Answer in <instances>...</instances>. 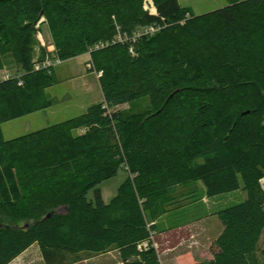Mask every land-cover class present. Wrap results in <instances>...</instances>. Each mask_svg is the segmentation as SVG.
I'll return each instance as SVG.
<instances>
[{
	"label": "trees",
	"instance_id": "1",
	"mask_svg": "<svg viewBox=\"0 0 264 264\" xmlns=\"http://www.w3.org/2000/svg\"><path fill=\"white\" fill-rule=\"evenodd\" d=\"M229 3L195 15L179 0H0V71L10 60L20 71L0 78V264L36 244L42 264L113 250L161 264L152 223L198 183L209 198L248 197L215 214L213 259L196 264H264V0ZM84 55L103 102L5 140L3 124L52 106L54 64ZM142 100L145 111L112 112ZM125 168L106 204L99 186Z\"/></svg>",
	"mask_w": 264,
	"mask_h": 264
},
{
	"label": "rangeland",
	"instance_id": "2",
	"mask_svg": "<svg viewBox=\"0 0 264 264\" xmlns=\"http://www.w3.org/2000/svg\"><path fill=\"white\" fill-rule=\"evenodd\" d=\"M180 4L192 10L195 15H203L228 6L229 0H179ZM242 1V0H241ZM149 10L155 13L151 4ZM42 34L38 36L47 57L54 59L55 48L48 26L43 24ZM37 54H40L38 48ZM89 55H84L63 63H55L56 83L46 91L52 106L46 110L7 122L2 131L5 140H13L44 128L65 122L84 114L89 107L103 102L99 85V75L89 70ZM19 69L12 60L0 71V78L18 75ZM149 107L148 100L133 105H123L113 111L137 113ZM130 178L128 170L121 169L118 175L99 186L104 202L109 204L117 196L120 187ZM264 187V181L262 182ZM243 187V184H242ZM248 195L239 190L234 193L209 198L203 183L179 189L176 203L168 206L167 212L153 221L157 231L152 241L158 252L161 264H190L211 258L213 247L222 233V224L215 215L218 211L245 202ZM94 191L88 195L93 201ZM264 249V233L260 242ZM86 259V256L83 257ZM42 254L36 244L11 264H42ZM77 264H122L119 252L113 250L106 254L92 256Z\"/></svg>",
	"mask_w": 264,
	"mask_h": 264
},
{
	"label": "built area",
	"instance_id": "3",
	"mask_svg": "<svg viewBox=\"0 0 264 264\" xmlns=\"http://www.w3.org/2000/svg\"><path fill=\"white\" fill-rule=\"evenodd\" d=\"M149 4H151L152 5V7L154 8V5H153V3L151 2V1H149L148 2V5ZM148 5L146 6V9H148L149 10V8H148ZM154 10H155V8H154ZM156 12V11H155ZM156 32V29L155 28H150L149 29V33L150 34H154ZM58 63H60L59 61H57ZM53 65V63H52V61H47L46 63H45V67H50V66H52ZM55 65V64H54ZM88 67H89V70H90V68H91V66L90 65H88ZM37 69H40L39 67H37ZM100 76V75H99ZM2 78H9V75H6V76H4V77H2Z\"/></svg>",
	"mask_w": 264,
	"mask_h": 264
},
{
	"label": "crops",
	"instance_id": "4",
	"mask_svg": "<svg viewBox=\"0 0 264 264\" xmlns=\"http://www.w3.org/2000/svg\"><path fill=\"white\" fill-rule=\"evenodd\" d=\"M223 227V226H222ZM222 231H223V228H222ZM27 252V251H26ZM25 254V253H24ZM23 254V255H24ZM22 256V255H21ZM20 256V257H21ZM213 259V256H211V258H209V259H204L203 261H210V260H212ZM203 261H200V262H203ZM13 263V262H12ZM196 263H199V262H194V263H190V264H196Z\"/></svg>",
	"mask_w": 264,
	"mask_h": 264
}]
</instances>
